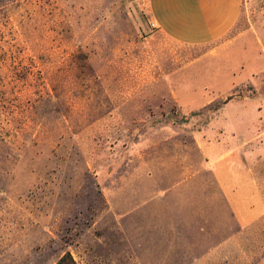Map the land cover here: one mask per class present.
<instances>
[{"label":"rangeland","instance_id":"obj_1","mask_svg":"<svg viewBox=\"0 0 264 264\" xmlns=\"http://www.w3.org/2000/svg\"><path fill=\"white\" fill-rule=\"evenodd\" d=\"M258 116L264 0L204 46L162 35L148 0H0V264H226L197 136L246 154ZM258 225L228 264H264Z\"/></svg>","mask_w":264,"mask_h":264},{"label":"crops","instance_id":"obj_2","mask_svg":"<svg viewBox=\"0 0 264 264\" xmlns=\"http://www.w3.org/2000/svg\"><path fill=\"white\" fill-rule=\"evenodd\" d=\"M247 1L148 0V7L153 24L170 41L181 45L204 46L221 41L230 35L239 23ZM256 119L259 123H264L261 116ZM240 122L254 123L252 120H240ZM259 128L261 127L256 129L259 139L256 138L255 144L248 149L246 154L239 150L244 151V148L243 146L239 147L238 142H233L236 147L233 145L235 148L231 147L230 152L220 153L225 144L219 141L218 137L216 141L208 142L205 141L206 138L202 134L197 136L200 153L203 156V162L199 169L203 174L207 172L208 168L211 170L210 173L215 178L216 185L223 193L221 196L218 195V200L224 201L228 207L221 222V230H229L230 228H227L229 223L232 229L227 233L230 237L221 242V250H216L218 259L226 264H228L229 258L248 260L254 255L251 252L253 246H249L247 242L246 244L245 242L240 243L238 237L240 234L243 236L254 235L256 228L259 227L258 221L264 218V182L259 179V175L256 173L258 167L254 166L255 160L264 154V126L262 132L258 131ZM221 136L223 139L224 134ZM248 145H252V143ZM181 162L182 166L185 160H181ZM244 162L249 163L247 168H245V164L243 165ZM182 168L184 177L189 179L191 168L187 165ZM233 242L237 243V254L230 251L229 245Z\"/></svg>","mask_w":264,"mask_h":264},{"label":"trees","instance_id":"obj_3","mask_svg":"<svg viewBox=\"0 0 264 264\" xmlns=\"http://www.w3.org/2000/svg\"><path fill=\"white\" fill-rule=\"evenodd\" d=\"M56 264H78L70 251H67Z\"/></svg>","mask_w":264,"mask_h":264}]
</instances>
